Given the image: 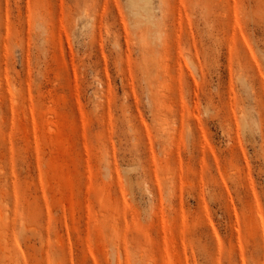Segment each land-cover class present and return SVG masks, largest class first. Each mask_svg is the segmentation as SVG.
Masks as SVG:
<instances>
[{"label": "rangeland", "instance_id": "374dc122", "mask_svg": "<svg viewBox=\"0 0 264 264\" xmlns=\"http://www.w3.org/2000/svg\"><path fill=\"white\" fill-rule=\"evenodd\" d=\"M0 264H264V0H0Z\"/></svg>", "mask_w": 264, "mask_h": 264}]
</instances>
